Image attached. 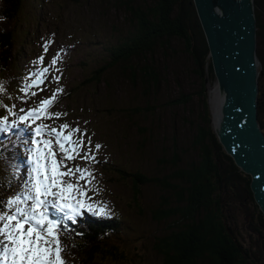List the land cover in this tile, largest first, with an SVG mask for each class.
Returning a JSON list of instances; mask_svg holds the SVG:
<instances>
[{
	"label": "rangeland",
	"instance_id": "1",
	"mask_svg": "<svg viewBox=\"0 0 264 264\" xmlns=\"http://www.w3.org/2000/svg\"><path fill=\"white\" fill-rule=\"evenodd\" d=\"M22 3L16 20L6 23L14 30V44L9 53L10 82L0 87V116L6 118L9 128L3 134L8 138L0 147H5L20 128L25 130L28 144L20 156L17 177L13 166H8L7 157L12 152L8 148L0 151V184H6L0 191V203L13 200L23 190L24 182L32 179L35 154L37 150L49 151L44 144L49 141L59 164L57 173L72 169L71 174L60 179L62 187L73 185V190L66 193L70 196L69 202L82 204L77 221L109 218L119 222L117 236L109 235L107 247L115 245L123 258L98 257L91 264H162L154 243L169 233V225L177 219L157 220L154 212L174 206L171 192L159 182L141 184L136 192L131 177H122L119 170L139 172L147 178L163 181L164 177H171L172 170L196 159L192 138L200 122L199 114L203 112V103L199 100L202 81L194 73L196 67L191 56L186 54L181 41L170 40L169 55L166 58L156 55V66L164 82L156 88L149 85L147 94L139 78L131 82L122 74L119 65L109 68L102 83L95 85L88 80L92 71L108 61L110 48L130 31L124 29V25L129 24L126 14L114 10V5L105 0H22ZM256 56L259 103L262 87L264 90V36L256 37ZM39 77L44 78L45 83L31 88V82ZM203 87L209 107V124L214 129L217 125L215 113L219 112L222 97L214 78L212 82L206 79ZM213 88L218 95L210 102ZM180 93H190L192 100L186 104H171ZM44 101L49 103L42 108ZM137 108L140 113L132 114ZM259 112L258 123L264 134L260 125L264 121L262 102ZM22 116L28 119L21 121ZM65 124L69 126L67 129L62 127ZM36 128L41 129L39 136L35 134ZM141 128L146 129L145 136L139 132ZM51 129L58 130L63 150L56 143L57 133H52ZM174 158L180 159L175 168L169 164ZM51 159L42 161L50 174ZM77 168L80 171H76ZM169 183L182 186L171 179ZM232 195L233 204L226 216L236 218V222H228L229 226L252 247L263 246L264 238L255 230L259 226H254L258 222L252 217L248 202L241 204L235 193ZM27 206L20 203L21 208ZM56 215L63 218L65 225L72 223L63 214ZM176 228L171 227V230ZM59 239L66 264H89L66 254L67 243L61 236Z\"/></svg>",
	"mask_w": 264,
	"mask_h": 264
},
{
	"label": "trees",
	"instance_id": "2",
	"mask_svg": "<svg viewBox=\"0 0 264 264\" xmlns=\"http://www.w3.org/2000/svg\"><path fill=\"white\" fill-rule=\"evenodd\" d=\"M105 1L114 5V10H122L126 14L129 24L125 22L124 29L128 28L130 31L127 37H122L110 48L108 61L92 71L88 79L91 83H102L105 72L119 65L126 78L131 82L139 78L142 90L145 88V94L149 93L150 86L156 88V85L164 82V77H161V71L156 66V55L163 58L169 55L170 40L182 42L186 54L191 56L196 67L195 75L202 81L199 100L203 103V112L202 115L199 114L201 123L196 124L192 138V145L197 152L196 159L182 168H175L179 158L170 160L169 164L171 167L173 164L175 170L171 171L170 178L164 177L163 181L147 178L139 172L127 173L119 170L122 177H131L136 192L141 184H148L146 182H159L165 190L171 192L174 206L154 212L157 220L171 217L177 219L169 225L167 235L155 240L154 250L161 255L162 264H264V245L252 247L242 241L229 226L231 221L236 222V218L226 216L227 210L233 204L232 194L235 193L241 204L248 202L252 217L258 222L254 226L259 228L255 230L264 238V215L254 201L249 187L250 177L241 172L224 152L209 124V107L203 86L206 79L212 82L214 77L193 0ZM22 5V0H1L0 84L5 77H9L8 72L12 65L9 53L14 44V30L6 23L16 20ZM253 5L258 38L264 36V0H253ZM259 58L262 60L261 55ZM262 91L258 103L259 111L261 102L264 104L263 87ZM191 100L190 93H180L171 100V104H186ZM131 113L138 115L140 110L137 108ZM260 125L264 131V121ZM139 132L145 136L146 129L141 128ZM170 179L179 181L182 186L170 184ZM3 186L0 184V191H3ZM118 227V220L98 219L84 221L80 226L74 227V236L61 232L59 235L69 243L66 254H72L78 262L91 264L98 257L111 256L116 260L123 258L115 245L107 247L109 235L116 237ZM171 227L177 228L171 230Z\"/></svg>",
	"mask_w": 264,
	"mask_h": 264
},
{
	"label": "water",
	"instance_id": "3",
	"mask_svg": "<svg viewBox=\"0 0 264 264\" xmlns=\"http://www.w3.org/2000/svg\"><path fill=\"white\" fill-rule=\"evenodd\" d=\"M193 2L208 47L213 77L222 97L213 130L224 152L250 177L254 201L264 215V134L257 117L253 0Z\"/></svg>",
	"mask_w": 264,
	"mask_h": 264
},
{
	"label": "snow or ice",
	"instance_id": "4",
	"mask_svg": "<svg viewBox=\"0 0 264 264\" xmlns=\"http://www.w3.org/2000/svg\"><path fill=\"white\" fill-rule=\"evenodd\" d=\"M48 103L44 101L41 107ZM19 119L26 121L28 117L22 116ZM7 123L5 119L0 118V132L9 131ZM62 127L67 129L69 126L65 124ZM51 132L57 133L56 143L63 150L64 143L58 130L51 129ZM35 134L39 136L41 129L36 128ZM68 136L70 137L71 133ZM44 144L49 151L37 150L34 157L35 166L31 170L34 173L32 179L24 182L23 190L13 200L0 203V264H66L59 232L67 225L63 223V218L56 214H63L68 221L77 223V217L80 215L78 209L82 208V204L70 203V196H66V193L73 190V185L68 184L66 188L61 186L60 177L71 174L72 169L67 173L58 174L59 164L51 152V142L44 141ZM50 157L51 174L47 164L42 163ZM76 171L80 169L77 168ZM57 188L59 191H53ZM49 196L53 199L49 200ZM21 202L28 206L21 208ZM50 209L55 211L50 212Z\"/></svg>",
	"mask_w": 264,
	"mask_h": 264
},
{
	"label": "bare ground",
	"instance_id": "5",
	"mask_svg": "<svg viewBox=\"0 0 264 264\" xmlns=\"http://www.w3.org/2000/svg\"><path fill=\"white\" fill-rule=\"evenodd\" d=\"M217 90L216 88H213L210 90V102H214L217 98ZM220 95V94H219ZM213 113H215V108H213ZM218 113V112H217ZM217 113H215V117L217 116Z\"/></svg>",
	"mask_w": 264,
	"mask_h": 264
}]
</instances>
